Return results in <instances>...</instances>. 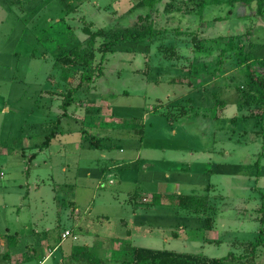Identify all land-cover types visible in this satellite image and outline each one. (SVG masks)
Returning <instances> with one entry per match:
<instances>
[{"label": "rangeland", "instance_id": "1", "mask_svg": "<svg viewBox=\"0 0 264 264\" xmlns=\"http://www.w3.org/2000/svg\"><path fill=\"white\" fill-rule=\"evenodd\" d=\"M137 1L0 0L1 237L5 220L10 234L35 242L36 262L34 231L51 230L41 239L46 255V241L53 247L58 233L78 222L47 264L61 258L64 245L85 240L91 256L115 263L126 230L132 246L264 264V121L240 118L246 107L237 100L246 89L235 90L244 81L237 64L246 48L253 60L264 59V6L256 14V3L238 9L222 2L195 14L199 0H179L170 10V0H159L129 13ZM84 23L106 31L151 23L161 33L120 40L97 54L92 80L63 110L79 72L63 81L54 65L83 38ZM185 31L201 39L199 51ZM225 35L235 38V49L220 57L213 40ZM172 44L177 61L157 52ZM92 140L98 148H87ZM156 194L162 203L153 206ZM178 195L195 196L207 209L184 210ZM248 243L255 244L254 256H245ZM0 264L11 261L0 254Z\"/></svg>", "mask_w": 264, "mask_h": 264}, {"label": "trees", "instance_id": "2", "mask_svg": "<svg viewBox=\"0 0 264 264\" xmlns=\"http://www.w3.org/2000/svg\"><path fill=\"white\" fill-rule=\"evenodd\" d=\"M179 0H170L166 6V9H171L173 5ZM159 0H138L128 11L129 13L134 12L136 9H152ZM225 2L227 4L236 6L239 8H246L252 3H256V14H260L263 11L264 0H199L197 3V8L195 10V14H197L198 10L205 9V7L209 5H219L220 3ZM231 12V11H230ZM244 15L236 14V19H241ZM142 18L139 19L141 21ZM145 22L150 21V17L145 15L143 17ZM161 33L154 32L152 30L151 23L143 25L134 24L131 28L125 29H116V30H104L102 28H94L92 24L84 23L81 28V36L83 38L73 47L68 50L62 52L56 59L55 65L60 66L63 69V73L60 78L64 81L67 74L70 71L79 72V84L73 88H69L63 98V103L61 108L65 110L67 106L71 104L73 101L72 94L75 90L80 87V84L84 81H91L93 77V68L92 65L95 62V57L97 54H102L107 51H111V46L117 41H125V40H151L153 37ZM174 35L179 34L180 31L178 28L173 30ZM184 37H190V43L193 46L192 51L196 52L200 50V41L195 34L185 31L183 34ZM154 39V38H153ZM235 38L231 36H220L213 40V42L218 44V49L220 51V57L226 55V51H234L235 46L233 40ZM220 43V44H219ZM220 47V48H219ZM223 47V48H221ZM244 51L242 49L236 50L235 54H242ZM157 52L161 54L164 58L170 60H179L180 55L177 50L175 44L170 46H158ZM233 54V53H232ZM248 54V48L245 51V57L242 60L238 59V64L241 68L244 69V81L240 86H236L235 90L238 93H242V89H246L244 94V99L238 98L237 103L240 106L246 107V112L241 115V119H258L259 121H264V59L253 60ZM218 62H221L219 60ZM89 69V71H88ZM86 71V72H81ZM50 79V78H48ZM51 81V80H50ZM184 110V109H183ZM182 115H185V111H182ZM257 112V113H256ZM66 115V113H62L61 116ZM167 119H170V115L166 113H162ZM233 118V120L237 119ZM54 132L50 133L45 137L44 142L41 145L45 147L51 139L54 137ZM82 141L85 139L82 138ZM99 142L93 141L87 146V148H98ZM35 155L33 154L31 158ZM136 193L130 195V199H135ZM151 198V205L156 206L162 203V196L160 194L153 195ZM196 197L192 195H178V205L180 208L187 210L191 213L201 214L203 212V208L207 209V204H198L196 202ZM264 198V194H263ZM71 204V203H70ZM209 208V207H208ZM262 210V208H260ZM107 219V218H106ZM209 225V221L206 222ZM123 225H126L125 221H122ZM208 227V226H207ZM126 235L129 236L130 231L126 230ZM174 236H176L174 234ZM7 239V248L15 247L17 244V236L15 235H6ZM253 243H248L243 247L245 251V256L255 255V249ZM250 248L249 251L247 249ZM73 260L77 262H82L85 264H104L100 258H95L91 256L87 249H84L82 252H79L71 257ZM230 259L231 261L237 260L239 258L235 256H226L221 258H210L205 257L199 254H189V253H179L175 251H167V250H156L144 247H135L131 246L126 248V251L123 255V258L119 261H116L112 264H225V261Z\"/></svg>", "mask_w": 264, "mask_h": 264}, {"label": "crops", "instance_id": "3", "mask_svg": "<svg viewBox=\"0 0 264 264\" xmlns=\"http://www.w3.org/2000/svg\"><path fill=\"white\" fill-rule=\"evenodd\" d=\"M81 146V145H80ZM21 222L18 220L16 221V227H20L22 225V223L20 224ZM15 227V228H16ZM79 227V224L78 222H75L74 223V229L72 230H67V229H64L62 231H60L58 233V237H57V241H56V244L51 247V244L49 245V240L46 241V246H47V250L49 251L48 254H44V245H43V242L41 239H43V237H50L48 235H46V233L48 234L51 230H48L46 232H40L38 230L34 231V234L36 236H39V245H40V250L38 252V254L40 255V259H37L36 262L33 261V259L35 258V250L33 249V247H30L32 244V242H28V241H25V239H23V235H19V232L18 231H14L13 233H9V229L8 227L6 226V222L5 220H3L1 222V229H2V237H1V234H0V254L2 255V258L3 259H9L11 261V264H47V262H49V260L51 258L54 257L52 251L54 250H57L58 249V246L60 244L63 243L65 244L66 240L68 239V237L74 233V230L76 228ZM56 229H59V226L56 227ZM65 231H68L69 232V235L65 238H62V234L65 232ZM126 234V233H125ZM6 235H15L17 236V244L15 247H12V248H7V239H6ZM42 235V236H41ZM131 236L132 234L130 233L129 236L126 235V239L123 240L120 244V246L116 249L119 250L118 254H119V259L117 261L120 260V258L122 259L123 258V255L126 251V248H129L131 247L132 245L129 244L128 242V239H131ZM76 239L74 238V241ZM37 242V241H36ZM42 242V243H41ZM21 245V248L18 250V245ZM37 245V243H36ZM81 247H85L84 249H87L86 247V240H85V243L81 244V245H75V244H66L63 246L64 248V251L61 253V258L59 260H56L54 259L53 262L51 264H76V263H81V264H85V263H82V262H77L75 260H73L71 257L79 252H76L75 249H78V248H81ZM135 247H138V246H135ZM146 248V247H144ZM151 249V248H150ZM88 250V249H87ZM157 250V249H156ZM89 251V250H88ZM176 252V251H175ZM113 255L115 254V251H113L112 253ZM101 259V258H100Z\"/></svg>", "mask_w": 264, "mask_h": 264}, {"label": "built area", "instance_id": "4", "mask_svg": "<svg viewBox=\"0 0 264 264\" xmlns=\"http://www.w3.org/2000/svg\"><path fill=\"white\" fill-rule=\"evenodd\" d=\"M69 235V232L68 231H65L63 234H62V238H65Z\"/></svg>", "mask_w": 264, "mask_h": 264}]
</instances>
